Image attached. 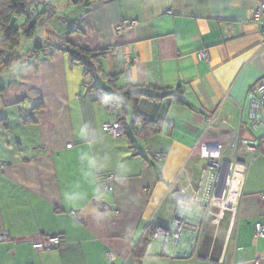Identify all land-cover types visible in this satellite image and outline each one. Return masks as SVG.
<instances>
[{"label": "crops", "instance_id": "crops-1", "mask_svg": "<svg viewBox=\"0 0 264 264\" xmlns=\"http://www.w3.org/2000/svg\"><path fill=\"white\" fill-rule=\"evenodd\" d=\"M89 1L82 28L62 38L108 49L102 67L118 87H156L185 103L142 98L137 109L160 129L115 139L101 126L118 121V111L97 100L57 43L0 72V233L8 236L0 264H209L216 255L225 261L211 264H264V234L255 235V224L264 226L263 152L245 172L229 247L213 253L214 235L202 238L203 207L182 203L204 165L193 156L204 136L237 126L243 153L264 134L248 115L252 87L264 78V27L250 18L264 0ZM180 216L177 244L152 237L151 226L168 228ZM50 235L64 245L42 249Z\"/></svg>", "mask_w": 264, "mask_h": 264}, {"label": "trees", "instance_id": "trees-1", "mask_svg": "<svg viewBox=\"0 0 264 264\" xmlns=\"http://www.w3.org/2000/svg\"><path fill=\"white\" fill-rule=\"evenodd\" d=\"M69 1L76 4V6H81L82 10L85 8L87 9L90 4L89 0ZM29 3H31V0H0V72L8 70L14 62L21 60L23 56H27L28 59H30L44 50L46 42L41 43L40 41L34 42L33 50L26 55H21V53L15 49L21 34V24H16L15 16L20 17L21 15L26 14L27 11L33 10L31 6L29 7ZM48 4H50V2H48ZM67 5H69V3ZM56 10L57 9L50 4V13L52 12L54 14ZM39 19L40 17L30 24L28 30L24 32L25 35L32 37L35 24ZM26 20L29 22L30 17ZM40 21L42 22L41 19L39 22ZM75 30L77 29H70L69 32L71 33ZM56 43L55 46H52L54 50L58 49L65 52L70 62L75 63L82 68L83 76L88 79L85 84L96 93L97 100L108 110L118 111L117 120L124 128V135H129V138L132 136L136 138H146L153 134V132L158 131L161 127L158 121H148L137 109V104L142 98L157 100L170 96L174 102L179 104L185 103L180 96H174L170 93L164 92L160 94L159 89L156 87L133 84L118 87L116 84L117 75H106L102 67V58L105 57L108 49L89 50L63 39L62 36L57 39ZM19 62L21 63V61ZM104 79L106 81L105 83H103ZM5 88L6 83L0 82V92ZM106 89L111 92H106ZM129 107L132 109L129 123L132 133L128 134L125 120L128 116ZM156 123L157 126H155ZM150 231L152 235V226Z\"/></svg>", "mask_w": 264, "mask_h": 264}, {"label": "rangeland", "instance_id": "rangeland-1", "mask_svg": "<svg viewBox=\"0 0 264 264\" xmlns=\"http://www.w3.org/2000/svg\"><path fill=\"white\" fill-rule=\"evenodd\" d=\"M48 2L57 9L54 14L52 12L50 13V4H48ZM68 3L69 5H67ZM30 6L33 10L27 11L26 14L21 15L20 17L15 16L16 24H21V34L15 49L21 53V55H26L33 50L34 42L36 41L55 44L57 39L61 37L62 33L66 32L68 34L70 33V29L82 28L81 22L83 16L81 15V6H76V4L69 0H31V3H29V7ZM29 17L30 21L28 22L26 19ZM38 17H40L42 22H39L40 19L37 21L32 37H28L24 32L28 30L30 24L37 20ZM116 31H118L117 28ZM26 59H28V57L23 56L21 64H24L27 61ZM3 78L4 79L0 82H4L6 76H3ZM82 88L84 89L86 87L83 86ZM219 135L227 137V133H219ZM219 151L223 154L215 157L212 160V165H209L210 160L207 157H204V154H202L201 151L193 154L195 158L204 162L202 169H205V172L199 173V179L200 175H203L199 194L195 195L198 191V186L193 189V192L191 191L189 194H186V198H188L189 201H195L203 207L202 213L205 217L203 216L204 228L202 231V238L209 239L210 235H214L213 253L219 252L224 245L227 247L231 245L232 227L235 219L234 205L223 206L220 201L213 200L215 197L222 196L224 189L221 184L222 173H220V169L218 170L217 166L220 165L221 160L226 159L225 155L229 154L230 149L227 148L226 143H222V145L219 146ZM198 181L199 180H197V182ZM184 199L185 197L183 198L182 203L187 202L186 199ZM206 203L207 206H204ZM212 260L217 263L221 261L222 263L225 261V258L216 255L214 258L208 257L207 259H204V261L209 264L212 263Z\"/></svg>", "mask_w": 264, "mask_h": 264}, {"label": "built area", "instance_id": "built-area-1", "mask_svg": "<svg viewBox=\"0 0 264 264\" xmlns=\"http://www.w3.org/2000/svg\"><path fill=\"white\" fill-rule=\"evenodd\" d=\"M250 20L251 22L258 23L264 27V6L263 5H257L255 7V9L252 12ZM121 29H122L121 26L117 27L118 32ZM262 45L264 46V34L262 38ZM197 55L199 59H206L208 57L207 51L205 49L199 50L197 52ZM135 62H138V60L135 59ZM252 90L254 93V98L250 101L249 106H248L250 126L254 130L258 128L264 129V78L258 80L253 85ZM22 117L24 118L25 114H22ZM209 121H211V118L207 119V123ZM155 126H157V123L155 124ZM168 126L170 127L171 123L168 124ZM101 127H102L103 133L112 138L116 139V138H121L124 136V128L119 121L107 122V123L102 124ZM206 138H208V136H204L203 140L196 143V145L193 148V154L199 153L200 151L203 154L202 146H206L205 145ZM222 138L224 139V143L227 144V148L230 149V152L229 154L225 155L226 159L221 160L220 165L217 166L218 170L220 169V173H222L221 184L223 185V188H224L222 196L220 197L229 200L231 202L229 206L234 205V211H235L236 203L239 199L241 187L244 182L245 172L253 159L254 151H256L257 149L259 152L261 151L264 153V134L260 138L257 146L245 144L242 147L243 153L237 152L239 144H241L240 139H239V130L237 126L233 127L230 131L227 132V137L222 136ZM152 157L158 160L161 158V155L159 153H155V154H152ZM204 172H205V169H202L201 173H204ZM202 177L203 175H200V179H199L200 182L198 181L197 183L198 191L195 193V195L199 194V190L201 188ZM183 197H185V193ZM185 199L187 202L183 203L184 208H186L187 204L200 205L196 203L195 201H189L188 198L186 197ZM207 203L204 204V206H207ZM209 205H210V202H209ZM71 214H75V212L72 211ZM185 226H186L185 217H181V216L175 217L173 219L172 225L168 228H163L159 225L152 226V236L153 238L159 239L163 241L164 243L177 244L183 234V230ZM263 234H264V226L261 223H256L255 224V235L257 237H262ZM6 240H8V236L6 235V233L4 232L0 233V241H6ZM63 245L64 243H63V240L61 239V236L50 235V236L45 237L44 242L42 243V245H40V247L42 249H59ZM191 249L197 251V245H194V244L191 245ZM108 257L111 258L112 255L108 254ZM257 263L258 261L255 260L254 264H257Z\"/></svg>", "mask_w": 264, "mask_h": 264}, {"label": "bare ground", "instance_id": "bare-ground-1", "mask_svg": "<svg viewBox=\"0 0 264 264\" xmlns=\"http://www.w3.org/2000/svg\"><path fill=\"white\" fill-rule=\"evenodd\" d=\"M205 143H206L205 144L206 146H202V151H203L204 156L210 160L209 164L212 165L213 164L212 160L221 154L219 152V146L222 143H224V139L222 138V136L217 135V136L206 138ZM214 200L220 201L223 206L224 205L229 206L231 203L229 200L219 197V196L215 197Z\"/></svg>", "mask_w": 264, "mask_h": 264}, {"label": "water", "instance_id": "water-1", "mask_svg": "<svg viewBox=\"0 0 264 264\" xmlns=\"http://www.w3.org/2000/svg\"><path fill=\"white\" fill-rule=\"evenodd\" d=\"M216 131L215 132H218V129H215ZM94 203H97V202H94Z\"/></svg>", "mask_w": 264, "mask_h": 264}]
</instances>
